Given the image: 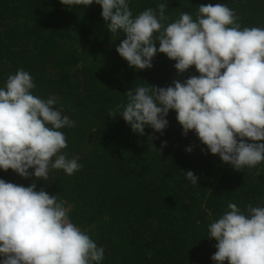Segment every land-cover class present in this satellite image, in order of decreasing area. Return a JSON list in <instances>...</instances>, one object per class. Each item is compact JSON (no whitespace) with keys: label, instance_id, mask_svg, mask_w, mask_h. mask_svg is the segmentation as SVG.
<instances>
[{"label":"trees","instance_id":"trees-1","mask_svg":"<svg viewBox=\"0 0 264 264\" xmlns=\"http://www.w3.org/2000/svg\"><path fill=\"white\" fill-rule=\"evenodd\" d=\"M127 2L133 17L166 4L165 24L184 12L195 19L201 5L224 3L242 28H264V0ZM101 12L95 3L0 0V88L23 69L36 85L32 93L55 96L54 108L75 123L61 129L67 139L61 154L78 158L82 168L71 176L52 169L46 181H36V190L70 206V220L104 248L100 264H211L217 242L207 236L210 223L230 202L242 211L249 204L264 207V162L237 172L194 132L184 136L175 111L163 133L145 126L143 136L120 115L110 117L137 86L167 87L199 73L193 66L178 75L175 61L160 53L151 69L130 68L116 52L123 32H109ZM188 171L198 184L186 179ZM0 179L27 187L35 177L24 179L9 169L0 170Z\"/></svg>","mask_w":264,"mask_h":264},{"label":"clouds","instance_id":"clouds-1","mask_svg":"<svg viewBox=\"0 0 264 264\" xmlns=\"http://www.w3.org/2000/svg\"><path fill=\"white\" fill-rule=\"evenodd\" d=\"M60 3L101 6L108 31L124 34L116 52L130 68L151 69L160 53L175 61L178 75L193 66L199 73L167 87L137 86L110 117L120 115L143 136L145 126L163 133L166 117L175 111L184 136L194 132L212 155L237 172L264 162V28H242L224 3L201 5L195 19L184 12L167 24L164 3L135 17L127 0ZM35 87L30 73L19 69L0 88V170L35 177L27 187L0 179V264H100L104 248L70 220V206L36 190V181H46L50 170L71 176L82 165L61 154L67 148L61 129L75 127L74 121L54 108L55 96L34 95ZM184 174L198 184L192 171ZM228 209L208 226V238L217 242L211 259L215 264H264V207L249 204L242 211L230 202Z\"/></svg>","mask_w":264,"mask_h":264},{"label":"built area","instance_id":"built-area-1","mask_svg":"<svg viewBox=\"0 0 264 264\" xmlns=\"http://www.w3.org/2000/svg\"><path fill=\"white\" fill-rule=\"evenodd\" d=\"M211 264H215V262H214V261H212V262H211Z\"/></svg>","mask_w":264,"mask_h":264}]
</instances>
